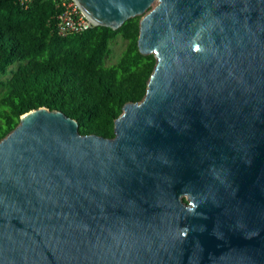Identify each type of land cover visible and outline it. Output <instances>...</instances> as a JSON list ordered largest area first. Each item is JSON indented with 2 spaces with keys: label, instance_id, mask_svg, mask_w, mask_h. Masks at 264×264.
<instances>
[{
  "label": "water",
  "instance_id": "water-1",
  "mask_svg": "<svg viewBox=\"0 0 264 264\" xmlns=\"http://www.w3.org/2000/svg\"><path fill=\"white\" fill-rule=\"evenodd\" d=\"M75 1L156 63L113 136L39 106L0 138V264H264V0Z\"/></svg>",
  "mask_w": 264,
  "mask_h": 264
},
{
  "label": "trees",
  "instance_id": "trees-1",
  "mask_svg": "<svg viewBox=\"0 0 264 264\" xmlns=\"http://www.w3.org/2000/svg\"><path fill=\"white\" fill-rule=\"evenodd\" d=\"M59 13L58 0H0V138L39 106L76 118L80 133L113 136L123 104L144 96L156 57L138 49L140 14L61 35ZM117 36L125 46L107 64Z\"/></svg>",
  "mask_w": 264,
  "mask_h": 264
},
{
  "label": "built area",
  "instance_id": "built-area-1",
  "mask_svg": "<svg viewBox=\"0 0 264 264\" xmlns=\"http://www.w3.org/2000/svg\"><path fill=\"white\" fill-rule=\"evenodd\" d=\"M58 3L60 13L58 14L56 30L59 34L81 31L95 25L75 0H58Z\"/></svg>",
  "mask_w": 264,
  "mask_h": 264
},
{
  "label": "rangeland",
  "instance_id": "rangeland-1",
  "mask_svg": "<svg viewBox=\"0 0 264 264\" xmlns=\"http://www.w3.org/2000/svg\"><path fill=\"white\" fill-rule=\"evenodd\" d=\"M157 1L155 0L151 5L150 7H152ZM125 40L120 37V36H117L115 37L110 45H111V52L110 54L105 58V62L107 64H110V63H113L115 62L118 57L120 56L121 52H122V49L124 48L125 46Z\"/></svg>",
  "mask_w": 264,
  "mask_h": 264
}]
</instances>
